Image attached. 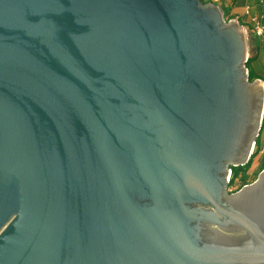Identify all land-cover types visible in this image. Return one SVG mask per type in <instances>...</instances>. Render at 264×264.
Segmentation results:
<instances>
[{
    "label": "water",
    "instance_id": "95a60500",
    "mask_svg": "<svg viewBox=\"0 0 264 264\" xmlns=\"http://www.w3.org/2000/svg\"><path fill=\"white\" fill-rule=\"evenodd\" d=\"M247 58L201 0H0V264H264Z\"/></svg>",
    "mask_w": 264,
    "mask_h": 264
},
{
    "label": "rangeland",
    "instance_id": "374dc122",
    "mask_svg": "<svg viewBox=\"0 0 264 264\" xmlns=\"http://www.w3.org/2000/svg\"><path fill=\"white\" fill-rule=\"evenodd\" d=\"M246 0H201L202 4H214L220 6L224 19L226 21L236 20L238 15L246 12L244 7V2ZM261 3H264V0H260ZM259 5H261L259 3ZM255 16L253 18L255 21H252L251 25L242 23V21H238L244 28L246 32V41H247V59L248 63L246 67L249 72V80L250 82L258 80L257 74L254 71L253 63L258 57L262 44H264V38L259 37L256 33V24H259L261 18H264L262 9L258 10V8L254 7ZM262 15V16H261ZM258 22V23H257ZM264 171V117L262 120L261 130L259 132V136L255 141L253 155L250 161L244 165L239 167H231V176L230 183L228 186V193L234 194L240 191L245 186H249L253 184L259 178L260 174Z\"/></svg>",
    "mask_w": 264,
    "mask_h": 264
},
{
    "label": "crops",
    "instance_id": "0c3cea01",
    "mask_svg": "<svg viewBox=\"0 0 264 264\" xmlns=\"http://www.w3.org/2000/svg\"><path fill=\"white\" fill-rule=\"evenodd\" d=\"M259 3L261 5H259ZM244 7L246 9V12L242 13L240 15L241 17H239L238 15L236 18H234V19H237L238 21L241 20L244 25L245 23H247L248 25H251L252 21H255L253 16L256 15L255 14L256 9L254 10V7L258 8V10L262 9L264 13V3H261L260 0H246L244 2ZM260 23L264 24V18H261L259 24ZM253 68H254L255 73L257 74L258 80H260L264 85V44H262L260 53L258 57L256 58L255 62L253 63Z\"/></svg>",
    "mask_w": 264,
    "mask_h": 264
},
{
    "label": "built area",
    "instance_id": "2783aa9c",
    "mask_svg": "<svg viewBox=\"0 0 264 264\" xmlns=\"http://www.w3.org/2000/svg\"><path fill=\"white\" fill-rule=\"evenodd\" d=\"M256 33L259 37H264V24H258L256 26Z\"/></svg>",
    "mask_w": 264,
    "mask_h": 264
},
{
    "label": "trees",
    "instance_id": "16d2710c",
    "mask_svg": "<svg viewBox=\"0 0 264 264\" xmlns=\"http://www.w3.org/2000/svg\"><path fill=\"white\" fill-rule=\"evenodd\" d=\"M248 63V62H247Z\"/></svg>",
    "mask_w": 264,
    "mask_h": 264
}]
</instances>
